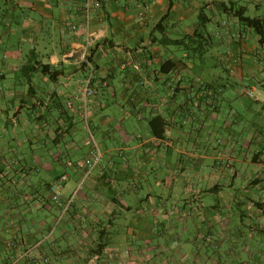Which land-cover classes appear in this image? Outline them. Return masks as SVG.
Masks as SVG:
<instances>
[{"label": "crops", "instance_id": "1", "mask_svg": "<svg viewBox=\"0 0 264 264\" xmlns=\"http://www.w3.org/2000/svg\"><path fill=\"white\" fill-rule=\"evenodd\" d=\"M87 1L0 0V264H264V0Z\"/></svg>", "mask_w": 264, "mask_h": 264}, {"label": "built area", "instance_id": "2", "mask_svg": "<svg viewBox=\"0 0 264 264\" xmlns=\"http://www.w3.org/2000/svg\"><path fill=\"white\" fill-rule=\"evenodd\" d=\"M156 0H142V8L143 11L141 13V18H145L146 14L150 9L152 8L153 4L155 3ZM91 4L90 0L87 1L86 8L89 7ZM94 5L99 8L101 6L100 2H94ZM89 9V8H88ZM73 30H79L81 27L78 26H73ZM91 48V41H89L84 49V53L81 58V63L87 65L90 69V76L84 83V86L80 89L79 94L76 96V99H79L83 103L88 102L89 98H93L96 96V91L95 89L92 88V80L94 77L95 73V67L94 65L90 62L88 59V52ZM131 65L135 71L140 72L141 70V64L137 63L134 61V57L131 53H126L123 61L121 62V67L123 69H127L128 66ZM250 97H253L252 93H248ZM68 107L72 106V102L69 101L67 103ZM89 145L91 146V151L87 159H85L81 164H79V167L84 169V178L81 184L78 186L77 190L75 193L67 200H63L61 198L60 194V189L63 186L64 183L68 181V176L63 175L60 177L51 187L50 191L53 194V202L57 205H59L62 209L63 213H67L72 205L75 202L76 196L79 193V191L83 188V185L85 181L89 178V176L95 171L99 166L101 165L103 161V153L100 148V145L98 144L97 140L94 138V136L91 134L90 140H89ZM166 145H169V142L166 143ZM71 165V164H70Z\"/></svg>", "mask_w": 264, "mask_h": 264}, {"label": "trees", "instance_id": "3", "mask_svg": "<svg viewBox=\"0 0 264 264\" xmlns=\"http://www.w3.org/2000/svg\"><path fill=\"white\" fill-rule=\"evenodd\" d=\"M242 14V11H239L236 15L247 26L254 28L256 33L261 37V42L264 43V27L262 22L258 19L244 18Z\"/></svg>", "mask_w": 264, "mask_h": 264}]
</instances>
